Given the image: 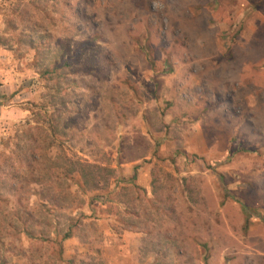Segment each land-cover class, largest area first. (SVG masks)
<instances>
[{
  "label": "rangeland",
  "instance_id": "obj_1",
  "mask_svg": "<svg viewBox=\"0 0 264 264\" xmlns=\"http://www.w3.org/2000/svg\"><path fill=\"white\" fill-rule=\"evenodd\" d=\"M29 1L0 0V34L8 23L14 35L49 31L72 51L91 42L83 61L98 71L71 76L77 86L69 112L60 111V141L69 156L113 169L97 192L111 190L113 167L164 157L152 196L131 186L122 197L127 221L143 233V262L264 264V0H36V9ZM34 55L26 45L0 48V86H8L0 97L10 107L0 138L26 127V109L43 101ZM43 184L31 188L48 190ZM61 189L54 194L65 210L54 214L63 229L97 192ZM28 196L41 218V202ZM84 230L97 236L91 223ZM16 245L5 246L11 264L24 253L38 258L39 244ZM93 257L89 264L102 259Z\"/></svg>",
  "mask_w": 264,
  "mask_h": 264
},
{
  "label": "trees",
  "instance_id": "obj_2",
  "mask_svg": "<svg viewBox=\"0 0 264 264\" xmlns=\"http://www.w3.org/2000/svg\"><path fill=\"white\" fill-rule=\"evenodd\" d=\"M49 1L52 0H43L44 3ZM38 4L36 0L29 1V6L34 9ZM48 32L37 31L28 37L22 33L14 35L8 32L7 23V29L0 34V48L14 51L15 46L26 45L34 52L30 66L45 82L43 101L31 103L26 109L31 115L26 127L18 128L14 135L0 138V264H11L13 252L6 249V243L20 246L23 238L30 244H39L34 250L39 254L38 258L34 253L29 257L26 253L23 255L31 264H73L64 259L63 242L71 237L72 227L78 222L73 224L74 219L68 217L64 228L60 229L54 213L65 208L54 192L58 190L62 194L63 186H67L68 191L73 184L78 185L74 175L80 177L82 192H101L109 187L114 173L109 165L69 156L61 144L60 136L65 138L67 133L60 130V111L69 112L72 103L69 90L77 86L76 79L71 76L77 73L96 75L98 67L91 61H83V51L91 42L87 41L72 51L68 44L52 42L54 35ZM28 144L31 147H27ZM43 183L48 190H32L31 185L41 186ZM132 187L139 189L136 185ZM28 195L41 202L36 204L41 218H35L36 210L28 204ZM126 214H129L128 210ZM126 225L134 226L129 221ZM249 226L247 216L245 230ZM44 248L45 252L41 253ZM97 253L101 255L100 250ZM92 264L105 263L100 259Z\"/></svg>",
  "mask_w": 264,
  "mask_h": 264
},
{
  "label": "crops",
  "instance_id": "obj_3",
  "mask_svg": "<svg viewBox=\"0 0 264 264\" xmlns=\"http://www.w3.org/2000/svg\"><path fill=\"white\" fill-rule=\"evenodd\" d=\"M7 83L0 88H7ZM0 97V121L9 113L2 105ZM163 155L149 154L142 158H135L129 164H119L118 175L112 182L111 190L107 193L89 194L84 206L74 207L70 217L74 219L72 235L63 242L64 259L73 264H89L94 260L97 251H101V258L105 264H151V259L143 262V233L137 228L126 225V202L123 200L124 190L135 184L139 191L148 197L153 193V173L157 162L163 161ZM127 175V177H126ZM80 189L81 181L76 185ZM123 191V194H122ZM89 193V192H88ZM102 194V195H100ZM93 196V197H92ZM99 196H104L105 201L100 202ZM94 225L97 236H90L86 225ZM98 239L99 242H96ZM23 258L19 264H26Z\"/></svg>",
  "mask_w": 264,
  "mask_h": 264
},
{
  "label": "built area",
  "instance_id": "obj_4",
  "mask_svg": "<svg viewBox=\"0 0 264 264\" xmlns=\"http://www.w3.org/2000/svg\"><path fill=\"white\" fill-rule=\"evenodd\" d=\"M98 199H99L100 202H104L105 201V197L104 196H99Z\"/></svg>",
  "mask_w": 264,
  "mask_h": 264
}]
</instances>
